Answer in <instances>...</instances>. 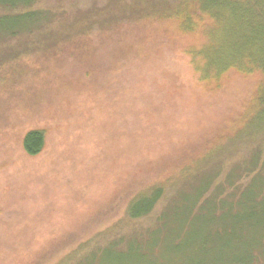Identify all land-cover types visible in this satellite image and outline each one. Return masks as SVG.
Returning a JSON list of instances; mask_svg holds the SVG:
<instances>
[{
    "label": "rangeland",
    "instance_id": "obj_1",
    "mask_svg": "<svg viewBox=\"0 0 264 264\" xmlns=\"http://www.w3.org/2000/svg\"><path fill=\"white\" fill-rule=\"evenodd\" d=\"M244 1L264 22V0ZM180 3L38 0V26L0 34V264H76L102 246L121 249L150 226L126 215L133 197L161 184L158 209L188 177L208 164L227 170L264 135L263 122L244 125L264 76L232 56L211 72L217 35L192 17L184 32ZM31 130L45 138L34 157L22 147ZM119 249L91 263L187 258Z\"/></svg>",
    "mask_w": 264,
    "mask_h": 264
},
{
    "label": "trees",
    "instance_id": "obj_2",
    "mask_svg": "<svg viewBox=\"0 0 264 264\" xmlns=\"http://www.w3.org/2000/svg\"><path fill=\"white\" fill-rule=\"evenodd\" d=\"M185 1L181 0L182 8L176 10L183 31H190L187 28L192 25V17L197 23L208 22V36L217 35L208 51L212 55L205 59L211 72L214 69L218 76L224 64L223 69L227 70L228 57L232 56L241 72L251 68L264 76V22L254 14L249 1L191 0L190 9ZM37 3L38 0H0L1 37L16 36L38 26L43 14ZM257 92L254 113L244 121L251 128L264 123V83ZM256 138V146L248 150L247 156L221 173L219 167V173L209 170L208 164L161 201L158 209V201L164 195L161 184L133 197L126 215L133 220L148 217L150 226L137 230L139 235L135 236L140 237L121 243V249L118 243L102 246L76 264H92L96 255L105 254L110 248L119 249L121 258L131 255L129 248L139 249L143 256L159 250H166L169 256H187L186 261L177 264H264V135L260 133ZM44 141L42 131L27 132L22 140L25 154L34 157L41 153ZM207 157L212 159L214 153ZM199 184L192 196L183 198L181 193L188 186ZM172 207L176 209L169 217Z\"/></svg>",
    "mask_w": 264,
    "mask_h": 264
}]
</instances>
